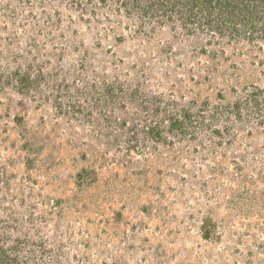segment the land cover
I'll list each match as a JSON object with an SVG mask.
<instances>
[{"label":"rangeland","instance_id":"374dc122","mask_svg":"<svg viewBox=\"0 0 264 264\" xmlns=\"http://www.w3.org/2000/svg\"><path fill=\"white\" fill-rule=\"evenodd\" d=\"M154 1L0 0V264H264V21Z\"/></svg>","mask_w":264,"mask_h":264},{"label":"trees","instance_id":"16d2710c","mask_svg":"<svg viewBox=\"0 0 264 264\" xmlns=\"http://www.w3.org/2000/svg\"><path fill=\"white\" fill-rule=\"evenodd\" d=\"M196 1H197V6L203 5L205 7V8L200 7L201 10H197V13H196L197 14L196 16L200 15L201 18L203 16L205 17L204 20H205L206 24H203L202 26L208 27L207 25H212L216 20L220 21V17L219 18L213 17V15H214L213 14V6L211 4L212 0H193L192 1V2H194L193 4H195ZM241 1L243 2L244 0H241ZM252 1H253V3H252ZM174 2L180 3V0H174ZM219 2H221V1H219ZM245 2H247V3L243 4V6L241 8L242 12H244V14H242L243 19H244V22L247 25H249L247 28L252 31V34L254 37L255 31L259 29V28H255V27L258 26L262 21H264V18L259 16V12H260L259 2L262 3V7L264 8V0H249V2H248V0H245ZM167 6H169V5L166 1L155 0L153 2V4L151 5V8L155 7L161 11H165L167 9ZM220 6H223V5H220ZM204 10H205V12H204ZM191 17H193V16H189V18H191ZM223 18L225 19L226 17H223ZM259 33L264 35V27L262 28V30L259 31Z\"/></svg>","mask_w":264,"mask_h":264}]
</instances>
